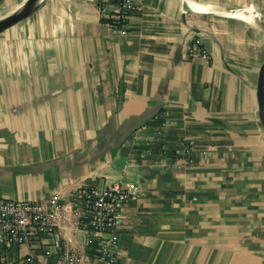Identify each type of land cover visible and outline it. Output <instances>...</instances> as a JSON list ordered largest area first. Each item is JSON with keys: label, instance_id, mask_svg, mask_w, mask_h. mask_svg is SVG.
I'll return each instance as SVG.
<instances>
[{"label": "crops", "instance_id": "0c3cea01", "mask_svg": "<svg viewBox=\"0 0 264 264\" xmlns=\"http://www.w3.org/2000/svg\"><path fill=\"white\" fill-rule=\"evenodd\" d=\"M136 1L125 35L117 0H45L0 33V198L56 206L0 264H100L74 199L112 184L132 193L115 264H264V0Z\"/></svg>", "mask_w": 264, "mask_h": 264}, {"label": "built area", "instance_id": "2783aa9c", "mask_svg": "<svg viewBox=\"0 0 264 264\" xmlns=\"http://www.w3.org/2000/svg\"><path fill=\"white\" fill-rule=\"evenodd\" d=\"M139 10L136 0H117L115 11L103 14L105 25L113 32L125 35L128 21ZM106 13V12H102ZM190 56L208 59L205 50L197 47L190 50ZM183 159L192 163L194 143L185 141ZM132 193L119 184L98 189L85 186L78 190L74 201L79 211V226L88 233L89 244L97 247L96 258L100 264H115L122 225L123 209ZM54 203L38 201H15L0 198V248L33 243L39 236L53 230ZM49 251L45 255L49 256ZM16 264H37L33 258H26Z\"/></svg>", "mask_w": 264, "mask_h": 264}, {"label": "water", "instance_id": "95a60500", "mask_svg": "<svg viewBox=\"0 0 264 264\" xmlns=\"http://www.w3.org/2000/svg\"><path fill=\"white\" fill-rule=\"evenodd\" d=\"M44 1L45 0H26V2L18 9L5 16H2L0 18V33L30 17L43 5ZM256 98L258 119L264 131V62L261 65L258 73Z\"/></svg>", "mask_w": 264, "mask_h": 264}]
</instances>
